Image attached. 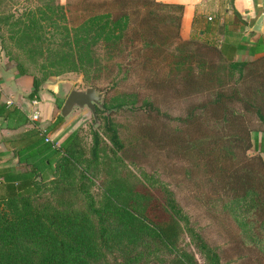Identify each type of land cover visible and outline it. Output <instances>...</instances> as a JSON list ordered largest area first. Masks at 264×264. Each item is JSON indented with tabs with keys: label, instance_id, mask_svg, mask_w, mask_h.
<instances>
[{
	"label": "trees",
	"instance_id": "16d2710c",
	"mask_svg": "<svg viewBox=\"0 0 264 264\" xmlns=\"http://www.w3.org/2000/svg\"><path fill=\"white\" fill-rule=\"evenodd\" d=\"M22 1L15 7L19 17L11 21L9 15H2L0 24L10 27L12 37L9 38H16L18 50L37 58L31 64L11 57L18 76L32 77V90L27 96L30 100L38 98L44 77L75 72L88 87L106 90L104 107H96V112L108 111L134 106L145 83L166 86L172 81L194 85L205 80L221 83L223 76L233 78L235 73L238 81L251 65L250 60H234L232 54H225L222 46L209 43L205 44L217 53V61H209L203 55L194 59L192 53L176 51L181 50L177 49L179 43L194 40L192 36L189 39L180 36L181 5L143 0L140 6L134 3L139 20H133L128 10L114 13L108 9L73 23L67 4L60 0ZM6 3L0 0V12ZM163 8L170 10L162 11L161 17ZM161 18L166 26L173 28L171 37L162 43L134 25ZM216 24L202 23L198 16L192 21L194 31L200 36L218 30L224 41L234 36V32L226 31V21L220 26ZM169 45L174 46V51H169ZM242 47L241 43L236 44V48ZM247 51L249 55L257 52L253 47ZM169 56L171 63L167 72ZM259 58L263 60L264 55ZM175 72L179 75H173ZM205 75L212 76L205 78ZM243 94L217 90L212 101L221 109L217 131L196 140L176 142L172 148L179 152H200L205 148L200 153L220 150L225 152L226 159L235 157L234 142L247 151L251 147V130L242 112L252 110L264 123L260 101L264 100V85ZM232 102L240 104L241 110H236ZM143 103L153 107L147 99ZM0 117L8 120L10 129L29 122L16 106L7 107L2 103ZM62 122L63 117L56 116L46 129L54 132ZM106 124L109 138L116 146H122L116 130L109 122ZM33 135L31 144H24L15 152L18 166L0 167V264H197L194 257L177 247L185 218L170 188L162 185L157 196L156 191L140 180L115 174L104 178L95 193L85 182H91V176L85 175L89 167L80 170L75 164L79 156L76 157L78 150L72 142L73 135L60 145L64 154L46 142L38 130ZM94 136H98L96 132ZM28 146L32 149L29 152ZM258 159L264 168V161L260 156ZM245 184L229 197L231 203H251L261 212L264 181L260 190ZM189 232L196 236L209 264H219L217 254L199 234L192 229Z\"/></svg>",
	"mask_w": 264,
	"mask_h": 264
},
{
	"label": "rangeland",
	"instance_id": "374dc122",
	"mask_svg": "<svg viewBox=\"0 0 264 264\" xmlns=\"http://www.w3.org/2000/svg\"><path fill=\"white\" fill-rule=\"evenodd\" d=\"M6 1V5L1 6L0 16L9 15L12 21L19 17L15 10L16 5L24 2ZM60 1L67 4L70 21L77 23L91 13L108 9L114 13L128 10L133 20H139L140 16L135 12L137 6L134 3L140 6L143 0ZM43 2L44 0L41 3ZM166 10L170 9H160L161 17L162 11ZM134 25L160 43L167 41L173 30L162 22V18ZM0 32V72L6 67L2 61L14 69V59L31 64L37 60L36 57H30L18 50L16 38H9L12 37L10 27L1 23ZM213 37L215 36H200L195 32L192 36L193 42L179 43L177 49L181 50L176 51L192 53L194 59L203 55L208 57L209 61H217V53L205 44L217 47L219 37ZM168 48L169 51H174V46L169 45ZM259 59H250L251 65L238 81V74L235 73L233 78L223 76L221 83L218 80H205L197 85L174 81L169 86L154 82L145 83L137 94L138 100L134 106L99 110L96 112L97 123L87 107L74 108L54 132L48 131L46 127L56 116H60V108L68 93L72 89L82 90L88 86L82 76L75 72L49 75L43 78L40 92L50 94V100L54 102L53 116L47 123H37L46 129L49 142L61 154L62 141L69 135L74 136L72 142L78 150L76 157L79 156L75 164L80 170L89 167L90 171H85V175L92 177L89 179L91 182H85L95 193L104 178L115 174L140 180L152 191H156L157 196L162 190V185L170 188L182 207L185 218V221H182L183 232L178 238L177 247L194 257L197 264H209V260L197 243L196 236L190 234V229L198 233L205 244L217 254L219 264H264V207L258 213L251 203L242 201L234 204L229 198L246 185L245 183L260 190L264 181V168L258 156L251 152L250 148L245 151V147L238 142H234L235 157L230 159H226L223 156L225 152L220 150L200 153L205 148L200 152H179L172 148L176 142L196 140L210 131H217L216 121L221 109L220 105H214L212 102L217 90L224 89L227 94L236 91L244 96L243 93H251L258 86L264 85V59ZM166 61L165 70L168 72L170 56ZM173 75L179 73L175 72ZM208 77L205 75V78ZM97 91L104 92L105 101L106 90ZM22 97L23 100L27 99V95ZM145 99L151 101L153 107L144 104ZM10 100L25 110L22 100L12 97ZM260 101L264 112V100ZM232 103L236 110H241L240 104ZM242 114L247 128L264 129V123L254 111H244ZM107 122L116 130L122 146H116L109 138ZM95 132L98 136H94Z\"/></svg>",
	"mask_w": 264,
	"mask_h": 264
},
{
	"label": "crops",
	"instance_id": "0c3cea01",
	"mask_svg": "<svg viewBox=\"0 0 264 264\" xmlns=\"http://www.w3.org/2000/svg\"><path fill=\"white\" fill-rule=\"evenodd\" d=\"M163 4L181 5L182 14L180 22V36L182 39H189L194 35L192 21L195 16L200 17L202 23L213 21L220 26L226 21L225 29L234 32L228 41H224V36L218 31H214L219 37L217 47L224 49L226 55H233L234 60L256 59L264 55V24L261 32H255L251 28L255 25L260 14L264 13V0H156ZM242 44V48H236V44ZM257 50L255 54L249 55L248 48ZM6 67L1 69L0 80L3 92L0 96V103L5 104L7 99L16 98L22 100L25 110L13 103L7 107L16 106L22 114L26 115L30 109L27 95L32 90V77L29 75L18 76L16 71L2 61ZM48 92H40L38 96L39 121L47 123L52 119L54 112V102L50 100ZM26 101V102H25ZM28 119V117H27ZM16 129L7 127L8 120L0 117V167L17 163L15 152L24 144H31L37 131V122H31ZM250 151L261 157L264 161V129H254L250 133ZM32 150L30 146L27 152Z\"/></svg>",
	"mask_w": 264,
	"mask_h": 264
},
{
	"label": "water",
	"instance_id": "95a60500",
	"mask_svg": "<svg viewBox=\"0 0 264 264\" xmlns=\"http://www.w3.org/2000/svg\"><path fill=\"white\" fill-rule=\"evenodd\" d=\"M264 24V13L260 14L255 25L251 28L255 32H261ZM104 92H98L93 87H86L82 90L72 89L64 100L60 108V116L65 118L74 108L87 107L93 117L95 123L98 122L96 116V107L103 108Z\"/></svg>",
	"mask_w": 264,
	"mask_h": 264
},
{
	"label": "built area",
	"instance_id": "2783aa9c",
	"mask_svg": "<svg viewBox=\"0 0 264 264\" xmlns=\"http://www.w3.org/2000/svg\"><path fill=\"white\" fill-rule=\"evenodd\" d=\"M3 92V88H2V85L0 83V96ZM14 102L10 99H7L5 101V104L6 105H12ZM28 105L30 107L28 113H27V117L28 119L31 121V122H37L39 121V110L37 109L38 108V105H39V100L34 97L33 99H31L29 102H28ZM38 132H39V135H41L42 137H44V140L46 142H49L50 139H49V134L46 133V129L45 128H42L40 126H38L37 128Z\"/></svg>",
	"mask_w": 264,
	"mask_h": 264
}]
</instances>
